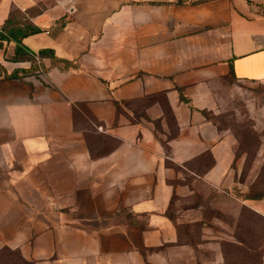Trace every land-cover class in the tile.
<instances>
[{
    "label": "crops",
    "instance_id": "0c3cea01",
    "mask_svg": "<svg viewBox=\"0 0 264 264\" xmlns=\"http://www.w3.org/2000/svg\"><path fill=\"white\" fill-rule=\"evenodd\" d=\"M182 1L0 0V28L42 6L24 46L70 63L8 80L31 63L0 49V264H252L264 160L213 116L264 84V0Z\"/></svg>",
    "mask_w": 264,
    "mask_h": 264
},
{
    "label": "rangeland",
    "instance_id": "374dc122",
    "mask_svg": "<svg viewBox=\"0 0 264 264\" xmlns=\"http://www.w3.org/2000/svg\"><path fill=\"white\" fill-rule=\"evenodd\" d=\"M226 89H221L218 98V110L213 122L219 129L236 141V158L245 156L247 161L264 160V84L237 83L229 80ZM250 165L247 166L249 170ZM263 176L254 180V189H260ZM240 216L237 223L244 224L245 217ZM222 219H228L222 216ZM248 240L251 245L239 248V260L247 258L252 264H264V222L255 218H246ZM245 238V231L237 229V239Z\"/></svg>",
    "mask_w": 264,
    "mask_h": 264
},
{
    "label": "trees",
    "instance_id": "16d2710c",
    "mask_svg": "<svg viewBox=\"0 0 264 264\" xmlns=\"http://www.w3.org/2000/svg\"><path fill=\"white\" fill-rule=\"evenodd\" d=\"M181 3H183V1L179 0V4ZM42 10V6L26 13L13 10L7 21L0 28V49L4 48V43L7 45L13 43L15 45L14 56L7 58V60L12 62L31 63L30 69L15 70L12 74L6 75L5 79H23L26 76L33 75L38 70V62L47 58L52 61L53 65L64 64L66 68L70 65V63L66 61L57 59L53 50H41L39 53H31L24 46L25 39L41 33L40 29L32 22V19L41 14Z\"/></svg>",
    "mask_w": 264,
    "mask_h": 264
}]
</instances>
